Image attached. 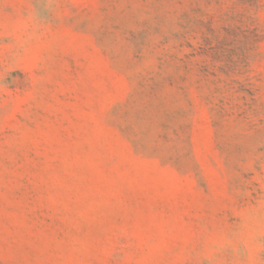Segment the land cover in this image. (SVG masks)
I'll return each mask as SVG.
<instances>
[{"label": "rangeland", "instance_id": "obj_1", "mask_svg": "<svg viewBox=\"0 0 264 264\" xmlns=\"http://www.w3.org/2000/svg\"><path fill=\"white\" fill-rule=\"evenodd\" d=\"M0 264H264V0H0Z\"/></svg>", "mask_w": 264, "mask_h": 264}, {"label": "trees", "instance_id": "obj_2", "mask_svg": "<svg viewBox=\"0 0 264 264\" xmlns=\"http://www.w3.org/2000/svg\"><path fill=\"white\" fill-rule=\"evenodd\" d=\"M243 1H250V2H251V1H253V0H243Z\"/></svg>", "mask_w": 264, "mask_h": 264}]
</instances>
